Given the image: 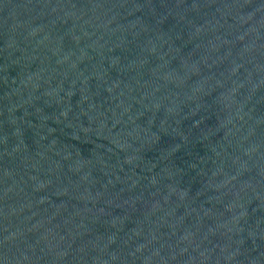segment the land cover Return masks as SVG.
<instances>
[{
  "label": "water",
  "instance_id": "water-1",
  "mask_svg": "<svg viewBox=\"0 0 264 264\" xmlns=\"http://www.w3.org/2000/svg\"><path fill=\"white\" fill-rule=\"evenodd\" d=\"M0 264H264V0H0Z\"/></svg>",
  "mask_w": 264,
  "mask_h": 264
}]
</instances>
